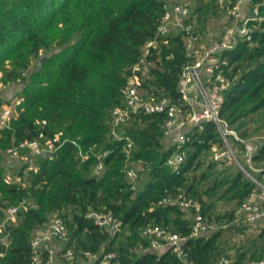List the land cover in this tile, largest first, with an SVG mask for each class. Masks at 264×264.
I'll return each instance as SVG.
<instances>
[{
  "label": "trees",
  "instance_id": "1",
  "mask_svg": "<svg viewBox=\"0 0 264 264\" xmlns=\"http://www.w3.org/2000/svg\"><path fill=\"white\" fill-rule=\"evenodd\" d=\"M207 3L200 1L197 12ZM161 11V0H0V66L5 59L15 66L4 69L5 81L24 79L22 72L30 56L37 55L40 48H50L53 42L62 47L43 63L53 80H43L44 86L26 88L20 104L23 109L11 126L2 130L0 146L9 144L11 137L21 141L40 139L41 133L51 135L54 131L48 124H37L36 116L55 119L63 137L68 136L52 158H39L38 169L29 172L26 186L7 182L0 170V216L7 206L25 198L34 199L33 205L18 210L17 224L6 226L4 233L8 234L9 244L0 243V264H32L30 237L53 212L62 217L68 229L66 245L78 253L91 251L102 255L111 251L117 264H218L222 254L218 245L220 230L189 236L192 221L184 210L177 203H157L168 196L193 197L201 202V212L205 214L198 186L216 161H209L199 174L195 171L204 163L210 145L220 142L213 122L189 128L183 145L186 157L174 170L166 164L173 146L165 148L162 141L165 113H134L123 126L133 140L131 161L143 158L152 162L147 181L136 192L124 172L122 142L109 136L110 110L125 102L122 88L129 72L125 65L139 59L140 46L154 35ZM72 36L76 40L72 41ZM166 40L153 50L142 85L146 94L178 101L179 76L190 58L185 53L182 31H171ZM222 57L227 59L224 70L229 69L232 75L238 73L224 90L221 105V114L231 125L242 115L240 108L244 103L253 102L246 109L250 112L264 106V30H254L251 40L239 41ZM109 58L119 59L120 65L104 74L105 80L100 84H90V65L104 66ZM40 101L45 110L37 112L35 107ZM72 138H79L84 149L96 143L97 149L107 151L99 173L93 170L94 156L82 160L70 142ZM263 156L264 143L256 157ZM221 185H226L231 199L241 202L252 183L238 170L215 177L204 191L211 194ZM206 207L210 208L209 204ZM90 212H111L121 220L120 228L111 231L95 222ZM172 212L176 215L172 216ZM148 223L188 236L182 243V255L173 247L150 249L149 238L141 234ZM255 228H259V235H264V224ZM246 260L241 252L229 264H245Z\"/></svg>",
  "mask_w": 264,
  "mask_h": 264
},
{
  "label": "built area",
  "instance_id": "2",
  "mask_svg": "<svg viewBox=\"0 0 264 264\" xmlns=\"http://www.w3.org/2000/svg\"><path fill=\"white\" fill-rule=\"evenodd\" d=\"M162 11L154 35L147 38L142 46L139 59L130 65L122 94L125 102L110 110L109 136L112 140L122 142V152L125 156L124 172L134 185L139 172L131 164L133 140L124 129V125L136 112L165 113L164 138L169 139L172 147L166 158V164L177 170L186 157L184 143L187 131L194 125L211 121L218 132L220 142L210 145L211 159L224 161L229 159L237 164L240 171L251 181L252 185L238 206V217L249 227L264 224V156L256 157L259 147L264 143L263 135H253L251 139L243 138L237 130L231 127L228 120L221 114L224 100V90L230 85L231 79L223 66L227 59L222 57L226 50L233 49L241 40H251L252 32L264 30V0H227L230 11V21L221 34L210 37L208 42L200 44L201 35L191 22L189 5L186 2L161 0ZM232 19V20H231ZM178 25L184 34L186 56L190 58L181 70L178 80L179 99L174 101L168 96L155 98L152 94L142 91V81L148 76L150 56L160 43H165L166 36L172 31L171 25ZM16 109L9 103L0 106V134L4 128L11 126ZM70 142L76 147L77 154L82 160L90 155L95 161L93 170L99 173L104 168L106 150L96 148V143L89 144L86 149L78 140ZM28 149V150H27ZM6 153L10 157L29 160L28 165L37 168L39 158L50 157L53 151L41 146L37 138L16 141L10 140ZM243 160L244 163L241 161ZM227 162V160H225ZM34 168V171L36 170ZM10 182L8 178H4ZM20 182V178H17ZM132 185V186H133ZM177 203L184 207L193 208L194 216L192 230L189 236H197L211 231L215 227L208 223L201 212L200 204L192 197L171 198L163 197L158 204ZM26 207L25 200L6 207L5 219L0 216V243L9 244L8 234L4 233L6 220L14 219L19 209ZM95 222L108 226L111 231L120 228L121 220L111 212L94 213ZM141 234L149 238V248L161 250L173 247L179 256L183 253L182 243L188 236L172 231L155 223H148L141 229ZM68 229L62 217L57 213L50 215L40 229L34 231L29 240L30 261L32 264H54L58 260L62 264H117L113 261L114 252L99 255L97 252H76L68 240ZM1 254V252H0ZM218 264H229L227 256H221ZM264 264V258L258 262Z\"/></svg>",
  "mask_w": 264,
  "mask_h": 264
},
{
  "label": "rangeland",
  "instance_id": "3",
  "mask_svg": "<svg viewBox=\"0 0 264 264\" xmlns=\"http://www.w3.org/2000/svg\"><path fill=\"white\" fill-rule=\"evenodd\" d=\"M173 1L188 3L190 9V17L185 21L191 22L193 26L198 28V31L201 35V42L199 43V45L207 43L210 37H215L221 34L226 24L230 21V11L227 7V0ZM200 1L208 2L207 7L197 12V7ZM58 26V32L60 33L61 24H59ZM171 29L173 32L179 31V27L177 24L171 25ZM72 38V41L76 40L75 36H72ZM69 42H71V40ZM61 49L62 47L56 45V43L53 42L50 48H40L37 55L30 56L29 64L26 68H24V71L22 72V74L25 76L24 79L17 78L16 80L5 81L3 79L4 69H10L15 66L14 63L9 59H5L3 61L2 65L0 66V98L2 99V104L9 103L16 109V113L14 114L12 120L14 118H17L20 110L23 109V106H21L20 104L23 100L22 94L26 90V88L30 89L31 85H35L36 87L44 86L46 84V81L43 80H53L49 77V70L43 67V63L45 62V60H47V58H49L53 54H57V52H59ZM119 65L120 61L117 58L107 59L104 66H99L98 64L92 63L90 65L92 68L90 84H100V82L105 80L104 74H110L112 71H114L116 66ZM130 65L131 64H127L125 65V67L129 68ZM225 72L231 80L233 78V81L238 77V73L232 75L229 69ZM142 91L143 93H146L147 91L144 86L142 87ZM252 103V101L244 103V105L240 108L243 110L242 115L233 124H231V127L237 130V132L245 139H251V136L253 135L264 134V106L254 112L246 111V109L250 107ZM35 109H37V112L45 110V108H43V105L41 104V101L38 103ZM34 118L37 124H48L49 127L54 131L49 136L43 135L41 133V138L38 139L43 148L53 151V154L48 157L52 158L59 145L66 141L68 136L63 137L62 132L59 130L60 128L57 127L58 123L55 121V119L52 118L50 120H46L41 119L39 116H36ZM1 135L2 132L0 134V137ZM11 139H13V137H11ZM162 141L165 148L171 145L169 139L167 138H163ZM8 145L9 144L0 146V170H2L4 178H8L10 182L18 183L19 180L17 178H20L21 185L26 186L29 182L28 179H30L28 177L29 172L31 170H34L36 165H28L31 158V156L29 155V160L23 159L21 158V156L14 158L10 157L6 153V148L8 147ZM38 160L36 161L37 163ZM203 160L205 161L204 163H201L199 165L198 169L195 171L196 174H199L203 169H205L208 162L212 161L209 151L203 157ZM225 160H227V162H225ZM241 161L244 163L243 160ZM151 163V161L145 160L143 158L132 159L131 164L135 166V168H137V170L139 171L138 178L134 181V185L136 188L135 192L142 189L145 182L147 181ZM35 169L37 170L38 166ZM238 170L240 169L235 162H233L232 160L229 161V159L225 158L224 161H216V163L211 165V167L206 171V177L200 182L198 186L201 190V196L205 203V214L203 216L208 223H211L215 227V229H218L221 232L218 238V245L222 253L220 257L227 256L231 261L236 258L238 254L243 252L247 259L245 264H258V262L264 258V235H259V228H246L245 226H243L244 223L242 222V219L238 217L237 212L240 202L230 198L231 193L230 191H227L226 185L218 186L211 191V194L204 191L206 185L211 184L212 180L215 177H224L228 174L235 173ZM24 200L25 205L34 204V199L32 197L25 198ZM193 201H197L200 204V207H203V205H201V202H199L197 199L193 198ZM206 204H209L210 208L206 207ZM178 205L184 210V215L190 218V220L193 222V208L184 207L180 204ZM53 213H50L47 218ZM228 213H231L232 217L227 216ZM88 214L94 215V213L92 212ZM6 215L7 214L2 215V219H5ZM171 215L174 216L176 215V213L172 212ZM5 222L6 226L8 224H17L18 215H15L13 220L7 219ZM37 229H40V227H38ZM258 256H260L259 258L261 259L256 260V257ZM54 264H60V260H58Z\"/></svg>",
  "mask_w": 264,
  "mask_h": 264
},
{
  "label": "crops",
  "instance_id": "4",
  "mask_svg": "<svg viewBox=\"0 0 264 264\" xmlns=\"http://www.w3.org/2000/svg\"><path fill=\"white\" fill-rule=\"evenodd\" d=\"M60 264H62V263L60 262Z\"/></svg>",
  "mask_w": 264,
  "mask_h": 264
}]
</instances>
